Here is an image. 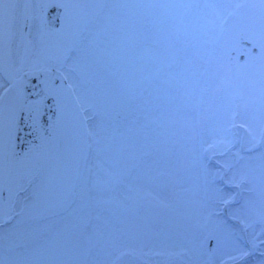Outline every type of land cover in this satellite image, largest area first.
I'll use <instances>...</instances> for the list:
<instances>
[{"label": "snow or ice", "instance_id": "obj_1", "mask_svg": "<svg viewBox=\"0 0 264 264\" xmlns=\"http://www.w3.org/2000/svg\"><path fill=\"white\" fill-rule=\"evenodd\" d=\"M201 8L264 22V0H0V264H264V129L201 115L177 152L153 117Z\"/></svg>", "mask_w": 264, "mask_h": 264}, {"label": "rangeland", "instance_id": "obj_2", "mask_svg": "<svg viewBox=\"0 0 264 264\" xmlns=\"http://www.w3.org/2000/svg\"><path fill=\"white\" fill-rule=\"evenodd\" d=\"M196 2L202 4L205 0ZM221 2L243 3L244 0ZM221 11L223 18L211 9L201 8L187 12L186 33L181 34L184 42L179 46L169 47L168 50L167 61L171 67L165 69L167 82L161 86L159 96L160 103L169 111L163 117L160 113H154L153 117L164 121L177 152L181 138L191 135L190 129L201 115L208 121V129L213 127V121L216 120L246 122L257 136L264 129V62L255 59L245 65L238 64L236 59L233 63L225 59L223 61L221 55L217 58L219 51L222 55H228L230 51L239 52L238 43L236 40L233 42L238 34L250 38L259 53L264 46V39L260 37L261 25L264 22L250 9L233 8ZM231 19H235L236 23H230ZM251 55L248 53L245 60ZM229 66L234 71L225 72ZM215 126L219 128L221 125ZM217 139L220 137L210 133L204 136L207 143ZM178 191V188L173 186L167 189L154 188L152 195L175 206ZM150 210L164 215L171 211L170 208L161 207L158 199L152 200ZM189 211L195 231L197 210L193 205ZM192 246V242L186 240L182 242V246L173 247L168 251L183 253Z\"/></svg>", "mask_w": 264, "mask_h": 264}, {"label": "flooded vegetation", "instance_id": "obj_3", "mask_svg": "<svg viewBox=\"0 0 264 264\" xmlns=\"http://www.w3.org/2000/svg\"><path fill=\"white\" fill-rule=\"evenodd\" d=\"M233 22H235V21H233ZM231 45H233V42H232ZM242 51L245 52L246 49H242ZM234 59H235V53H234V52H230V57L228 58V60H229L230 62H232Z\"/></svg>", "mask_w": 264, "mask_h": 264}]
</instances>
